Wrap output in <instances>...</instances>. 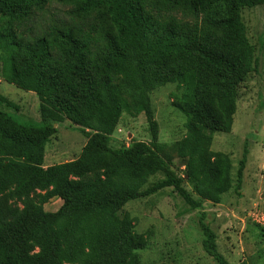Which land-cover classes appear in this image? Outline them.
Wrapping results in <instances>:
<instances>
[{
	"label": "trees",
	"instance_id": "1",
	"mask_svg": "<svg viewBox=\"0 0 264 264\" xmlns=\"http://www.w3.org/2000/svg\"><path fill=\"white\" fill-rule=\"evenodd\" d=\"M53 4L64 16L46 23ZM256 6L264 0H0V75L40 102L38 123L0 111V264H140L149 236L134 231L126 203L166 187L190 209L220 201L231 162L211 143L230 131L238 89L257 67L242 19ZM167 83L181 89L173 105L186 118L172 143L159 141L150 101ZM0 103L18 111L2 94ZM122 112L144 113L148 143L111 147ZM64 119L87 142L78 158L45 167V143ZM176 159L195 196L172 171ZM52 198L62 204L48 212ZM199 226L204 252L230 264L203 216Z\"/></svg>",
	"mask_w": 264,
	"mask_h": 264
},
{
	"label": "rangeland",
	"instance_id": "2",
	"mask_svg": "<svg viewBox=\"0 0 264 264\" xmlns=\"http://www.w3.org/2000/svg\"><path fill=\"white\" fill-rule=\"evenodd\" d=\"M63 16L64 8L53 4L41 18L49 23ZM242 19L255 50L257 67L238 89L230 131L215 133L211 143L213 152L223 153L230 159L231 187L218 203L203 201L197 209H190L171 187L126 203L123 211L133 219L134 231L149 236L147 247L139 251L140 264H217L201 245L199 220L202 216L203 222L214 231L216 247L227 262L264 264V6L242 10ZM2 25L0 21V31ZM180 91L175 83H167L154 88L150 94L160 142L172 143L186 133V118L173 105ZM0 94L18 106L15 112L0 103V111L16 116L21 122L40 121V102L35 93L9 84L0 75ZM53 127L56 131L44 146L45 167L78 158L87 142L76 125L67 119ZM132 141H150L148 120L144 113L131 116L122 112L111 147H128ZM244 150L247 158L241 189L237 190L236 172ZM171 169L182 179L183 187L192 192L184 179L183 163L176 159ZM162 179L161 172L150 176L145 187ZM61 204L60 199L52 198L43 207L55 212Z\"/></svg>",
	"mask_w": 264,
	"mask_h": 264
}]
</instances>
